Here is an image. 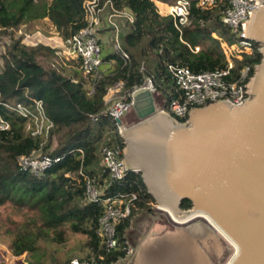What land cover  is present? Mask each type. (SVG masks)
Wrapping results in <instances>:
<instances>
[{"label":"trees","instance_id":"1","mask_svg":"<svg viewBox=\"0 0 264 264\" xmlns=\"http://www.w3.org/2000/svg\"><path fill=\"white\" fill-rule=\"evenodd\" d=\"M104 1L99 0L100 3ZM110 1L114 8H124L133 16L128 31L119 41L128 61L124 62L119 52L112 50L102 57L103 63L110 65L91 77L79 73L75 61L68 69L56 67L58 63L53 62L58 58L56 49L39 43L26 45L22 42L23 34L13 30L18 23L47 17L65 39L84 25L82 0H0V35L8 39L0 52V102L39 99L52 123L45 140L41 136H31L23 130L24 119L0 104V115L9 123L7 130L0 131V205L10 204L24 210L23 220L17 224L12 237L0 236V243L14 256L24 254L25 264H69L77 250L84 251L83 257H94L96 264H113L122 256L121 249L106 251L96 235L102 206L82 201V175L102 187V198L134 193L136 199L129 218L153 202L139 173L128 171L122 180L114 181L99 164L103 145H122L116 132L113 138L105 139L102 134L104 125L113 124L103 101L108 88L121 82V91L126 92L148 75L157 92L166 90V99L161 98L166 107L178 96L174 83L166 89L162 86V81L170 76L167 64L184 66L192 72L220 69L226 65L221 39L214 33L217 29L228 31L219 21L226 0H216L210 8L190 0V23L180 33L169 15L157 11L154 0ZM252 46L251 54H242L240 60L236 59L232 75L236 76L240 67L247 63L259 62V44L252 41ZM88 86L92 90L86 94ZM91 116H97V120L92 121ZM173 117L180 122L186 119V115ZM112 127L115 130L114 124ZM53 140L55 146L50 148ZM36 151L58 158V161L38 174L18 165L19 156ZM188 206V200L182 201V208ZM129 218L116 227L120 241ZM68 233L81 235L83 239L66 246ZM98 256L102 259H97ZM18 262L23 264L20 259Z\"/></svg>","mask_w":264,"mask_h":264},{"label":"water","instance_id":"2","mask_svg":"<svg viewBox=\"0 0 264 264\" xmlns=\"http://www.w3.org/2000/svg\"><path fill=\"white\" fill-rule=\"evenodd\" d=\"M255 1L246 37L261 58L244 102L193 107L180 122L144 90L133 97L137 119L116 120L127 171L139 173L157 207L175 217L198 212L215 225L234 244L225 264H264V0Z\"/></svg>","mask_w":264,"mask_h":264},{"label":"built area","instance_id":"3","mask_svg":"<svg viewBox=\"0 0 264 264\" xmlns=\"http://www.w3.org/2000/svg\"><path fill=\"white\" fill-rule=\"evenodd\" d=\"M190 0H173L167 7L164 15H169L174 28L180 33L181 29L190 23L189 14ZM203 8H210L215 5L216 0H197ZM257 4L255 0H226L225 6L219 14L220 23L227 27L228 31L239 45L234 49L226 42L220 41L222 53L226 58V65L220 69L201 70L192 72L187 67L175 64H167L166 69L173 79V83L178 91V96L172 99L166 107L162 100L154 98L157 89L150 76L145 75L141 82L133 86L129 91H121V82H115L108 88L103 96V101L107 104L105 112L113 121L115 132H121V117L131 108L133 97L140 91H148L156 105L170 115L183 117L193 107H199L216 101H225L232 105H239L248 98L247 84L251 77L250 69L256 64H245L240 67L236 76L232 75L234 64L231 57L240 60L242 54H251L253 51L252 41L246 37V23ZM82 20L84 25L74 34L62 39L61 45L69 55V58L76 62V69L82 75L96 77L99 72L110 65L103 63L101 56L100 30L110 29V42L112 50L119 52L121 59L128 61V56L121 51L119 46L120 25L118 17L124 19L128 25L132 19V14L122 8L113 7L110 0L100 3L99 0H82ZM197 50V47H194ZM259 50V46L257 47ZM60 51L55 50V55ZM143 67L140 66V69ZM91 86L86 88V94L91 92ZM0 104L8 111L24 119V132L31 136H41L44 140L48 137L52 127L51 121L44 112L43 104L39 99L29 98L27 102H14ZM92 121L97 120V116H91ZM116 120H119V125ZM9 128L7 120L0 115V131ZM122 145L118 143L105 144L100 148L99 164L108 177L114 181H120L128 172L122 161ZM78 151H80L78 149ZM58 158H51L46 153L39 151L30 155L18 157V165L27 169L33 174H38ZM68 177L67 173H64ZM76 183L78 180L75 181ZM102 187L98 186L93 179L82 175V201L100 203L102 206L101 215L97 219L96 235L106 251L121 249L122 256L115 262L124 260L132 256L134 249L123 236L120 241L116 232V227L130 216V208L136 199L134 193H120L111 197H101ZM130 219V218H129ZM97 259H102L98 256ZM97 260L92 257L76 256L70 260L69 264H96ZM113 263V264H114Z\"/></svg>","mask_w":264,"mask_h":264},{"label":"rangeland","instance_id":"4","mask_svg":"<svg viewBox=\"0 0 264 264\" xmlns=\"http://www.w3.org/2000/svg\"><path fill=\"white\" fill-rule=\"evenodd\" d=\"M155 3L156 2H154V4ZM165 3H167L169 6L173 3V1H165ZM155 6L156 7L158 6V8L160 7L161 9H163V6L161 5H155ZM158 8L157 11L160 12ZM13 30L15 31V33L23 34L22 42L26 45H35L39 43L54 48L56 50H59L60 54L58 55V58H56L53 61L54 64L58 63L56 67L63 66L65 67V69H68L69 66H74V64H72V61L75 60L69 58V55L65 53L66 51L61 45L62 38L60 36V32L55 30V28L53 27V25L51 24V22L48 20L47 17L42 19H38L34 17L33 19H31V21L25 24L18 23V25H16L13 28ZM214 33L216 37H220L221 40H223L224 42H226L227 45H230L233 48L232 53H235L234 49L239 48V45L236 42V37L234 39L229 31L220 32V30L217 29ZM7 43H8V39L6 35H0V52L3 46ZM231 60L233 64L236 65L237 60L232 57ZM0 67H1V58H0ZM172 85H173V79L171 76H169L167 80L162 81V86L164 89H166V87L169 88ZM165 92L166 90H160L159 92H156L154 98L160 101L162 100L161 98L166 99L167 95L165 94ZM121 119L125 125H128L137 119L132 107L126 112L125 115L121 117ZM111 125L113 126V124ZM112 126L109 127L107 125H104V127L102 128V134L105 139L114 137L115 130ZM54 146H55V142L53 140L50 145V148ZM150 206L153 209H149V207L144 208L140 210V213H143L145 217H150L152 220H154L153 224H155V226L157 227H159L162 223H164L165 221L164 215L169 217V221L174 225L172 229L174 232L175 229H181V228L183 229L185 225H187L189 222H192L195 219L202 220V218L196 216L187 221L176 222L173 220V218L170 217V215L165 210L160 209L159 206L157 207L154 202H152ZM23 213H24L23 209H19L10 204L0 205V236L1 237L3 238L12 237V234L16 230L17 224L19 225L23 220L22 217ZM170 224H168V226H170ZM82 239L83 236L81 235L68 233L66 246H72L77 241H80ZM196 244L199 247L201 246L202 253L204 254L202 257V264H225L234 250L231 244L226 239H224L222 235L219 234V232L216 231H214L213 234L209 235L207 238L201 241V243L197 241ZM83 254L84 251L77 250L75 252V257L82 256ZM19 259L23 264H25L24 254L14 256L11 253H9V251L6 249L4 244L0 243V264H19L18 262ZM118 262L119 261L115 262L114 264H117ZM189 262L190 260L188 259V264Z\"/></svg>","mask_w":264,"mask_h":264},{"label":"crops","instance_id":"5","mask_svg":"<svg viewBox=\"0 0 264 264\" xmlns=\"http://www.w3.org/2000/svg\"><path fill=\"white\" fill-rule=\"evenodd\" d=\"M154 2L157 3H155V5H159L158 3H160L168 7V4L165 2L156 0H154ZM158 10L162 15H164L167 11L164 7L163 9L159 7ZM117 20L120 25L119 37L121 38L125 32L128 31V25L124 23V19L122 17H118ZM29 21H31V19L27 22ZM100 32L101 56L103 57L112 51L110 42L111 34L110 29L107 28L101 29ZM149 209L153 208L149 205ZM164 220V223L157 227L153 224L154 220L150 217H145L143 213H140V211L135 212L130 217L128 225L124 231V237L133 247L134 252L132 256L127 259L120 260L117 264H188V259L190 260L189 264H202V257L204 254L202 253L201 246L199 247L196 242L198 241L201 243V241L208 237L205 233L206 229L202 226L205 225L208 229H210V227L206 225L203 220L195 219L185 225L183 229H175L174 232L172 230L174 225L169 221V217L164 215ZM168 224H170L171 227L168 226ZM163 243L167 244L165 245ZM159 244L160 246H158ZM161 244L164 245V248ZM169 244L170 246H168ZM156 246L159 249L156 248ZM171 246L172 248H170ZM154 249L160 253H153L155 251ZM164 255L166 256L163 257ZM167 256L169 257L166 258ZM176 258L179 259L177 260Z\"/></svg>","mask_w":264,"mask_h":264},{"label":"bare ground","instance_id":"6","mask_svg":"<svg viewBox=\"0 0 264 264\" xmlns=\"http://www.w3.org/2000/svg\"><path fill=\"white\" fill-rule=\"evenodd\" d=\"M159 208L160 209H162V210H165L167 213H169L170 214V216H171V218H173L175 221H177V222H183V221H185L188 217H191V216H197L198 214V216L199 217H203L202 215H200V213H198V212H194V213H191V214H189V215H187V216H184V217H175L174 215H173V213L169 210V208H167L165 205H159ZM197 216V217H198ZM208 223L210 224V225H212L209 221H208ZM206 225H208V224H206ZM213 226V225H212ZM215 226V225H214ZM213 226V228L211 227L210 229H208L205 225H203L202 227H204V229H206V235H211V234H213L214 233V231H216V232H219V234H221L222 235V237L224 238V239H226L227 241H229L230 242V244H231V246L234 248V244L215 226L214 227ZM212 232V233H211ZM163 244H165V243H163ZM163 244H161V245H163ZM167 244V243H166ZM165 244V245H166ZM158 246H160V244L158 245ZM168 246H170V244L168 245ZM156 248H158L157 246H156ZM162 248V247H161ZM160 248V249H161ZM163 248H164V245H163ZM170 248H172V246L170 247ZM159 249V248H158ZM155 250V249H154ZM165 250V249H164ZM232 250V249H231ZM234 250H235V248H234ZM161 251V250H160ZM169 251V250H168ZM174 251V250H173ZM155 252H158V254L160 253L159 251H157V250H155L153 253H155ZM171 252H172V249H171ZM170 253V252H169ZM174 253H176V252H174ZM173 254V253H172ZM178 254V253H177ZM155 255V254H154ZM153 255V256H154ZM168 255H170V254H168ZM174 255V254H173ZM159 256V255H158ZM166 255H164L163 257H165ZM182 256V255H181ZM161 257V256H160ZM169 256H167L166 258H168ZM172 257V256H171ZM155 258V257H154ZM158 258V257H157ZM180 258V257H179ZM178 258V259H179ZM152 259V258H151ZM159 259V258H158ZM163 259V258H162ZM177 259V258H176ZM177 259V260H178ZM155 260V259H154ZM164 260V259H163ZM162 260V261H163ZM161 261V260H160ZM167 261V260H166ZM165 262V261H164ZM165 264V263H164Z\"/></svg>","mask_w":264,"mask_h":264}]
</instances>
